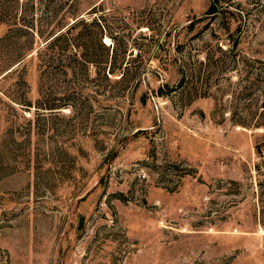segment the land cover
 <instances>
[{"label":"rangeland","instance_id":"1","mask_svg":"<svg viewBox=\"0 0 264 264\" xmlns=\"http://www.w3.org/2000/svg\"><path fill=\"white\" fill-rule=\"evenodd\" d=\"M71 1L12 6L44 36L99 18L120 69L63 73L13 35L0 264H264V0Z\"/></svg>","mask_w":264,"mask_h":264},{"label":"trees","instance_id":"2","mask_svg":"<svg viewBox=\"0 0 264 264\" xmlns=\"http://www.w3.org/2000/svg\"><path fill=\"white\" fill-rule=\"evenodd\" d=\"M58 1L50 0L52 5ZM217 2L218 0H211L207 13H224L223 10H219ZM13 4L18 5L19 0H0V25L6 27V32L0 36V54L14 56V59L1 60L0 79L11 76L18 71L23 58L33 51L32 48L25 49L23 46L13 44L20 43L19 40L15 39L14 34L27 31L32 33L30 41L27 43H35L37 39L40 40V45L35 51L37 59L50 65V67H60L63 73L71 71L73 74L85 75L87 66L91 64L106 80H110L113 75H118L115 74L120 69V63L118 64L115 58L116 47L113 43L106 45L101 40V34H106L111 40H114L115 36L112 33L104 32L106 29L100 23L99 18L93 17L87 20L83 17L73 16L71 23L70 21L60 23L56 29L44 36L38 33V30H34L32 26L24 23L20 11L18 8L15 9ZM95 8L96 5L92 7V9ZM29 50L30 52H28ZM96 50H99L100 53L97 54ZM57 56L58 58H56ZM122 76L121 73L120 77ZM257 152L260 153L259 148H257Z\"/></svg>","mask_w":264,"mask_h":264}]
</instances>
